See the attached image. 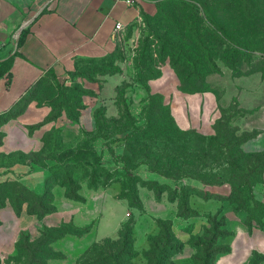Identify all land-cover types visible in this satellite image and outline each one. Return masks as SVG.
I'll use <instances>...</instances> for the list:
<instances>
[{"label": "crops", "instance_id": "1", "mask_svg": "<svg viewBox=\"0 0 264 264\" xmlns=\"http://www.w3.org/2000/svg\"><path fill=\"white\" fill-rule=\"evenodd\" d=\"M155 0H0V64L11 59V66L0 77V114L9 110L16 102L29 94L35 82L53 72L60 80L68 83L72 75L87 60L110 55L116 48L114 28L117 22L140 35L143 15L155 14ZM30 21L23 30L19 44L18 30ZM22 30V31H23ZM21 31V32H22ZM137 35V37H138ZM131 65L123 73L98 76L94 80L78 78L87 92L82 96V108L73 120L62 113L51 121L44 117L28 119L34 110L32 101L25 112L3 123L0 144V182H19L32 192L42 195L47 190V179L51 174V159H46L49 166H44L33 153L41 152L45 147L44 137L52 131H58L62 143L74 147L86 136L91 137L93 147L102 155L103 142L97 112L104 109L107 119L120 117L117 100L118 87L129 81ZM132 83V82H131ZM180 80L174 68L167 63L162 75L148 81L152 94H162L171 107V113L184 130L194 129L203 135L215 134L214 123L220 117L217 96L212 91L184 93L179 90ZM148 92L134 83L126 93L130 110L140 118L142 106L146 103ZM47 106L35 110H43ZM29 113V116H25ZM119 136H122L120 134ZM120 143L117 151L123 152ZM109 148L113 149V137ZM246 152L264 151V130L245 141L242 145ZM47 150L42 153L46 156ZM144 180L158 181L181 191L183 187H194L205 193L228 196L232 191L229 183L206 185L189 177L173 179L151 171L144 164L137 171ZM111 183L97 188L81 183L78 191L82 199L67 196L66 187L56 184L52 188L55 210L39 217L28 211L25 203L17 212L7 200L0 207V259L6 264L17 248L16 244L24 233L30 241L39 238L46 227H59L71 223L77 228H84L82 234L67 233L51 243L54 251L62 257L50 258L47 264H75L86 249L94 242L105 238H118L122 224L135 212L128 199L118 197V190ZM143 210L135 217V249L143 251L149 247V235L158 231L157 219H171L176 236L185 243L182 252L188 250L190 237L198 234L203 225L208 227L209 215L224 218L223 229L228 235L219 241L226 247L218 252L214 264H249L257 253L262 255L259 264H264V223L253 220L247 223V213L235 210L229 200L217 197L205 198L194 192L190 195V206L198 214L189 217L179 216L178 200H171L168 191L157 196L149 185L139 187ZM255 198L264 204V178L254 187ZM130 214V215H128ZM142 215V216H141ZM139 216L143 225L139 227ZM141 250V251H142ZM180 252L173 257L182 263ZM182 256H176V255Z\"/></svg>", "mask_w": 264, "mask_h": 264}, {"label": "trees", "instance_id": "2", "mask_svg": "<svg viewBox=\"0 0 264 264\" xmlns=\"http://www.w3.org/2000/svg\"><path fill=\"white\" fill-rule=\"evenodd\" d=\"M156 5L157 11L155 14L145 13L143 15L148 33L141 40L140 58L135 62L136 75L140 81L136 80L132 83L127 81V83L131 84L127 86L128 88L133 87L132 85L137 83L148 92L147 101L142 106L140 118L133 115L127 97H125L129 89L125 88V91L119 96L120 86L117 89L120 117L107 119L104 116V109H100L97 112L101 136L110 123L120 125L123 119L128 122L127 125L122 127L114 126V130L113 126L109 127L112 130L109 134L113 135V141L116 144L120 143L119 146L122 145L124 148L123 152L119 154L125 157L123 165L127 172L121 173L118 171L119 175L126 174L128 178L133 177L137 182H141V185H149L152 189L155 185L159 186L158 191L154 189L157 196L162 191H170L172 189L177 192L178 190L173 189L168 184H161L156 180H144L136 173L137 169L143 164L151 171L173 179L189 177L211 185L229 183L232 186V191L224 199L229 200L236 209L245 210L247 223L250 224L253 220H256L263 224L264 204L255 198L254 187L262 182L264 178V151L246 152L242 147L243 143L253 138L256 133H240V127L232 123V118L235 115L231 118H226L223 114L214 123L215 134L213 135H203L194 129L184 130L176 123L171 113V107L165 102L164 96L159 93L152 94L149 91L148 81L160 77L162 69L160 67L157 68V66H163L169 60L170 65L179 77L180 91L184 93L213 92L205 84L202 87L197 86L196 80L203 78L201 76L203 74L208 75L219 71V60H222L228 66H241L243 62H251L247 59L251 60L257 51L264 52V0H157ZM24 31L25 29L21 32L19 44ZM103 58L92 59L91 61H98ZM11 61V59H7L0 64V77L5 73L9 76L11 75L7 72L11 66ZM78 71L79 69L72 77H82ZM49 75L60 80L53 72H49L35 82L25 98L19 100L9 110L0 114V127L3 123L19 116L25 110L27 105L35 99V94L42 91L46 86V79ZM82 89L84 93H80L77 104H73L74 102L72 101L68 102L69 113L67 115L73 120L78 117L83 106L82 96L87 90L85 88ZM119 97L123 98L120 100ZM43 104H47V102H43ZM21 106L23 109L18 110V107ZM122 107L127 115H122L124 113ZM63 108H66L65 105H63ZM160 109L167 111L168 117L160 114L156 118L157 114L155 111ZM61 113L62 111L53 117L45 119V121L54 120ZM169 118L172 121V125L169 124ZM151 130H155V134ZM192 133L202 138L203 142L206 143L207 150L226 153L228 167L225 169L224 175L219 174L215 178L206 177L202 179L195 170L190 171V168L192 169L194 165V160L190 157H182L181 160V154L179 153L178 157L172 158L170 155L144 143L145 138L150 136L167 137L173 135L183 138ZM54 134L57 135L58 142L61 145L62 140L58 131H52L44 137V149L41 152L32 154V157L44 166H49L46 162L47 158L53 161L52 166H50L51 174L47 179V190L45 193L42 195L35 194L19 182H0V207L9 200L15 210L20 212L23 205L28 203V211L30 213L44 217L55 210L52 194L54 185H64L67 196L80 200L82 197L78 191L81 183L86 182L92 188L106 185L105 183L96 182L94 179L96 175L93 174V180L91 179L90 182L85 179L86 177L75 178L73 176L72 169L78 165L86 166L93 173H95L94 170L97 168L102 171L107 169L101 163L102 155L93 147L90 136L81 139L74 147H66L62 151H57L52 147L51 136ZM120 134L122 136H119ZM2 139L3 133L0 131V144ZM187 148L188 156H192L195 150H193L190 141H188ZM46 150V156H43L42 153ZM87 155H90V159L93 161L89 160ZM129 155H131V158ZM185 165L186 167H184ZM110 171L113 173L112 170ZM186 189L189 190L188 195L185 193L181 197L179 193L186 191ZM178 192L172 197L169 194V197L171 200H178V213L181 217L198 214L196 210L191 208L189 202L190 195L194 192L205 198H223V196L205 193L191 186L183 187ZM132 193L134 196L131 195ZM117 195L128 199L131 206L143 208L139 195V186L132 188V191L126 185L122 186L121 192ZM249 201L252 209L246 207ZM211 217L218 218L219 216L209 215V219ZM219 219L222 222L220 224L218 222L214 223L213 227L224 225V218L219 217ZM134 224V217L130 216L122 224L118 238L109 237L94 242L78 258L75 264H134V259L138 256V252L135 249ZM157 225L159 228L157 234L152 237L149 235V247L143 251L146 258L145 264H175L173 257L183 251L185 243L176 236L171 219L158 218ZM209 228L208 226L206 229ZM83 232H85L84 228H77L71 223H63L59 227H46L38 240L30 241L29 236L23 233L16 244V256L20 254V248L29 246L30 250L28 249L26 253H21L23 259H26L24 264H47L48 259L63 256L62 253L54 251L51 246L53 241L67 233L82 234ZM228 234L229 231L222 230L219 235L214 237L212 244H217V246H215L213 252L208 250L206 264H214L215 255L226 249L218 242V239ZM196 235L194 234L190 237L189 243ZM34 244L38 246V251ZM43 245L51 249L53 256L46 260L44 259V262L40 263L38 260V257H40L39 250ZM262 257V255L256 253L249 264H259ZM199 259L201 262L198 261ZM195 261L196 264H203L202 258L195 257ZM0 264H2L1 259Z\"/></svg>", "mask_w": 264, "mask_h": 264}, {"label": "rangeland", "instance_id": "3", "mask_svg": "<svg viewBox=\"0 0 264 264\" xmlns=\"http://www.w3.org/2000/svg\"><path fill=\"white\" fill-rule=\"evenodd\" d=\"M157 1V0H155ZM146 22L143 18L141 26H140V35H134L133 30L128 29L125 33V38L121 41L116 40V48L114 49L113 53L110 55H107L102 60L98 61H86L83 66L79 68L78 73L81 74V76L84 78H87L89 80H94L98 76H107L111 73L117 74V73H123L126 68L131 65V76H129V81H140L139 78L136 75L135 70V62L136 60H139L140 58V52L142 43L141 40L144 38L143 36L147 35L146 31ZM251 62H243L241 66H228L225 62L222 60L218 61V67L219 71L212 72L208 75H201L203 78L197 79V86L202 87L203 84L207 86L208 88H211L213 92L216 94L219 104V111H220V117L222 114L226 118H231L233 115H235L232 118L233 125H237L240 127V133H257L259 131L264 130V52L257 51L253 56L252 59H247ZM167 63H170L169 60L163 65V66H157V68H163ZM47 84L42 89V91L35 94V99L32 100V105L30 109L34 110V113L28 118V119H34V118H42L47 119L49 117H53L62 111V113H69V106L68 102L72 101L73 104H77V100L79 98L80 93L83 92L82 84L79 82L78 78L72 77L68 83L63 82L62 80H57L53 78V76L49 75V77L46 79ZM49 81V82H48ZM131 85L127 83V81H124L121 83L119 87V96L122 95V92H124L125 88L129 89L127 86ZM134 86V84L132 85ZM82 87V88H81ZM121 94V95H120ZM56 98V99H55ZM120 100L123 97H119ZM43 102H47V104H43ZM49 102V103H48ZM51 103V104H50ZM63 105H65L66 108H63ZM47 106V108L43 110H35L38 107ZM22 107V106H21ZM18 107V110L23 109V107ZM28 107V106H27ZM27 107L23 112L26 111ZM63 108V109H62ZM120 108V107H119ZM221 108V110H220ZM122 110L124 108L122 107ZM222 111V112H221ZM61 113V114H62ZM157 114L156 118H158V115H166L168 117V112L165 110H157L155 111ZM122 114V112H121ZM127 115L125 110L122 114ZM25 116H29V113H26ZM127 121L125 119L122 120L120 125H116L115 123H110L108 127L106 128L105 132L102 133V142H103V151H102V157H101V163L104 165L105 168L103 171L100 168H97L94 170L95 173H93L91 170L86 168V166L81 165L77 166L72 169L73 176L75 178H81L86 177L85 179L90 182L92 178V174L96 175V178L94 176V179L96 182L105 183L107 185L111 184L112 182L117 183L114 185V189L118 190L119 194L121 192L122 186L125 185L131 189L136 188L137 186L140 187L141 182H137L136 179L133 177L128 178V176L125 175H119L120 171L121 173L127 172L125 169L124 159L125 157L121 156L119 154L121 151H117L115 149V142L113 143V148H109V141L110 138L113 137V135H110L109 132L112 130L109 129V127L114 126H124L127 125ZM169 124L172 125V121L169 118ZM107 126V125H106ZM149 131V130H147ZM155 134V130H151ZM52 140V147H54L57 151H62L67 146L58 142L57 135L54 134L51 136ZM188 141H190L191 146L195 152L192 154V156H188ZM145 144H148L149 146L153 147L154 149L160 150L162 153L170 155L172 158L178 157V154L180 153V158L182 160V157H190L192 160H194V165L192 166V169L190 168V171L195 170V172L203 179V178H215V176L219 174L225 173V169L228 167L227 164V158L226 153H222L216 150H207L206 143L203 142L202 138L198 135L192 133L190 135H187L183 138L179 136H150L146 137L144 140ZM89 154V153H88ZM88 156V155H87ZM131 158V155H129ZM123 157V160H122ZM89 160L90 155L87 157ZM98 158V156H97ZM189 158V161H190ZM205 164V166H203ZM146 166V165H145ZM147 167V166H146ZM186 167V165L184 166ZM148 168V167H147ZM112 170L113 173L110 171ZM117 170V171H116ZM109 171V172H108ZM117 173H116V172ZM111 172V173H110ZM116 173V174H115ZM63 178V176H62ZM113 178V179H112ZM205 184V183H204ZM211 185V184H206ZM156 191L159 190V186L155 185L153 186ZM178 192V191H177ZM177 192L173 191L172 189L168 191V194L170 196H174L177 194ZM179 193V192H178ZM188 195L189 190L186 189V191H182L179 193V195L182 197L184 194ZM132 196L133 193L131 194ZM118 196V195H117ZM222 198V197H221ZM224 199V197L222 198ZM225 200H227L225 198ZM136 202V201H135ZM137 203V202H136ZM249 205V206H248ZM246 207L249 209H252L250 207V201ZM134 209L133 211L135 214H133L132 217H134V221L136 220L135 217L140 214V211L143 210L132 206ZM234 207V205H233ZM235 208V207H234ZM235 210H242L244 209H236ZM142 216V215H141ZM141 216H139V227L141 228L143 225ZM209 222V229H206L207 227L203 225L202 230L190 241L188 250H192V254L190 252H180V255L176 256H182V263L183 264H196L195 257L202 258L203 264H206L207 262V252L210 250V252H213L215 249V246L217 244H212V240H214L216 235H219L221 231L225 230L223 229V225H219L218 227H213L214 223L222 222L221 219L211 217L208 219ZM158 226V225H157ZM69 228V227H66ZM159 230V228H158ZM158 232V231H157ZM152 233L150 237L157 234ZM201 234V235H200ZM37 240L39 238H36ZM35 239V240H36ZM221 237H219L218 242L220 241ZM36 246V250L38 249V246ZM30 250L31 248L28 246L27 248H20V254L16 256L17 249L9 255V258L6 260V264H24L23 255L21 253H26V251ZM137 250V249H136ZM140 249L138 252V256L134 259V264H145L146 258L144 255L143 250ZM38 251V250H37ZM40 257H38V260L40 263L44 262V259L46 260L50 256H53V252L48 246H42L39 250ZM49 260V259H48ZM199 262L200 259L198 260ZM175 264H180L177 261H174ZM46 263V262H45Z\"/></svg>", "mask_w": 264, "mask_h": 264}, {"label": "built area", "instance_id": "4", "mask_svg": "<svg viewBox=\"0 0 264 264\" xmlns=\"http://www.w3.org/2000/svg\"><path fill=\"white\" fill-rule=\"evenodd\" d=\"M128 2H133V0H126ZM114 38L117 41H121L125 38V26L121 22H117L114 28ZM130 215V214H128Z\"/></svg>", "mask_w": 264, "mask_h": 264}, {"label": "water", "instance_id": "5", "mask_svg": "<svg viewBox=\"0 0 264 264\" xmlns=\"http://www.w3.org/2000/svg\"><path fill=\"white\" fill-rule=\"evenodd\" d=\"M29 22H30V21H27L26 23H24V24L20 27V29L18 30V37H19L21 31L23 30V28H24L26 25H28Z\"/></svg>", "mask_w": 264, "mask_h": 264}]
</instances>
